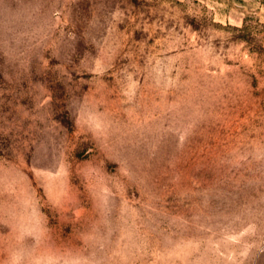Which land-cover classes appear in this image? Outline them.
Instances as JSON below:
<instances>
[{
	"label": "rangeland",
	"instance_id": "374dc122",
	"mask_svg": "<svg viewBox=\"0 0 264 264\" xmlns=\"http://www.w3.org/2000/svg\"><path fill=\"white\" fill-rule=\"evenodd\" d=\"M0 264H264V0H0Z\"/></svg>",
	"mask_w": 264,
	"mask_h": 264
}]
</instances>
